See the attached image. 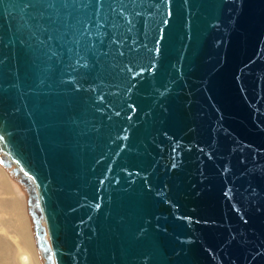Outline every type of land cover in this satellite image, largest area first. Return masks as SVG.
Returning <instances> with one entry per match:
<instances>
[{
  "label": "water",
  "instance_id": "1",
  "mask_svg": "<svg viewBox=\"0 0 264 264\" xmlns=\"http://www.w3.org/2000/svg\"><path fill=\"white\" fill-rule=\"evenodd\" d=\"M0 153L44 264H264V0H0Z\"/></svg>",
  "mask_w": 264,
  "mask_h": 264
},
{
  "label": "rangeland",
  "instance_id": "2",
  "mask_svg": "<svg viewBox=\"0 0 264 264\" xmlns=\"http://www.w3.org/2000/svg\"><path fill=\"white\" fill-rule=\"evenodd\" d=\"M26 240L32 243V264H44V257L36 245L25 184L18 180V176L12 173L10 167L0 162V245H6L4 248L7 253L3 257L5 264H27L22 259V254L28 256L30 252L25 247Z\"/></svg>",
  "mask_w": 264,
  "mask_h": 264
},
{
  "label": "bare ground",
  "instance_id": "3",
  "mask_svg": "<svg viewBox=\"0 0 264 264\" xmlns=\"http://www.w3.org/2000/svg\"><path fill=\"white\" fill-rule=\"evenodd\" d=\"M24 233V232H23ZM26 238V237H25ZM28 238V237H27ZM29 239V238H28ZM27 241V240H26ZM4 244V243H3ZM26 246L28 249H29V255H23L22 254V259L24 260V262H26L27 264H32V259H33V255L34 254L32 251H33V248H32V243L29 242V240L25 243ZM5 245V244H4ZM24 246V245H23ZM6 248V245L3 246L2 244L0 245V264H5V261H4V254L7 253V250L5 249ZM38 247V246H37ZM32 248V249H31ZM39 248V247H38ZM26 252V251H25ZM28 252V250H27ZM25 254V253H24Z\"/></svg>",
  "mask_w": 264,
  "mask_h": 264
}]
</instances>
